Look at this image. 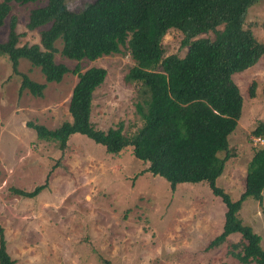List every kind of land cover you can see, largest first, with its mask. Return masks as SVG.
Wrapping results in <instances>:
<instances>
[{
  "label": "rangeland",
  "instance_id": "rangeland-1",
  "mask_svg": "<svg viewBox=\"0 0 264 264\" xmlns=\"http://www.w3.org/2000/svg\"><path fill=\"white\" fill-rule=\"evenodd\" d=\"M92 1L65 0L73 11ZM43 2L11 3L17 31L24 33L20 44L39 43L38 30H28L25 24L30 9ZM244 28L264 43V0L248 8ZM7 33L6 21L0 41ZM212 36L209 32L196 38ZM183 39L181 31L167 30L161 41L163 56L182 57L187 50ZM55 47L61 48L60 40ZM54 58L69 68L79 62L82 71L93 66L106 70L93 92L90 116L95 128L106 130L121 121L129 136L141 125L135 112L138 84L126 79L134 62L123 49L95 60H71L60 52ZM18 70L46 86L39 97L26 89L18 95L20 78L0 55V225L14 264H104V259L111 264H241L227 253L238 233L217 247H207L222 231L226 210L207 182H182L172 188L163 177L148 171V164L136 158L129 145L119 153H108L91 138L74 133L61 150L55 142L39 139L28 123L53 129L70 120L68 102L77 77L69 72L59 82H46L39 68L25 59L19 60ZM232 80L243 105L237 126L228 136L233 156L215 185L235 201L245 189L248 162L257 148H264V141L251 135L257 121L264 120V55L250 68L233 74ZM41 184L45 187L32 198L13 191H31ZM261 205L264 191L261 200L246 197L239 216L260 236L264 250Z\"/></svg>",
  "mask_w": 264,
  "mask_h": 264
},
{
  "label": "trees",
  "instance_id": "trees-1",
  "mask_svg": "<svg viewBox=\"0 0 264 264\" xmlns=\"http://www.w3.org/2000/svg\"><path fill=\"white\" fill-rule=\"evenodd\" d=\"M37 1L0 0V28L6 21L8 26L6 38L0 41V55L20 78L18 95L26 89L39 97L46 86L18 70L20 59L39 68L46 82H59L69 72L77 77L68 102L71 119L53 129L28 123L38 138L55 142L61 150L74 133L91 138L108 153H119L129 145L133 155L148 164L147 170L163 177L172 188L182 182H207L226 207L222 231L207 247H217L230 234L238 233V240L228 244L227 253L241 264H264L260 236L239 216L246 197L261 200L264 148H257L248 162L245 189L237 200L215 185L233 156L228 136L237 126L243 105L232 75L250 68L264 55V43L244 28L248 8L259 0H94L81 11L70 10L65 0H44L30 9L25 24L28 30H38L39 43L20 44L24 33L17 31L11 3ZM169 29L184 34L182 46L187 50L182 57L163 56L161 41ZM209 32L212 37L196 38ZM58 40L60 49L55 47ZM122 49L134 62L126 79L137 83L140 93L135 112L141 125L129 136L124 134L121 121L106 130L91 123L93 92L106 70L93 66L82 71L79 62L69 68L54 58L60 52L71 60H95ZM253 89L251 85V97ZM251 135L264 141V120L257 121ZM220 152H224L222 157ZM44 187L13 191L32 198ZM261 214L264 216L262 205ZM103 263L111 264L105 259ZM0 264H14L1 225Z\"/></svg>",
  "mask_w": 264,
  "mask_h": 264
},
{
  "label": "built area",
  "instance_id": "built-area-1",
  "mask_svg": "<svg viewBox=\"0 0 264 264\" xmlns=\"http://www.w3.org/2000/svg\"><path fill=\"white\" fill-rule=\"evenodd\" d=\"M257 140H259V141H260V139H258V138H257Z\"/></svg>",
  "mask_w": 264,
  "mask_h": 264
}]
</instances>
